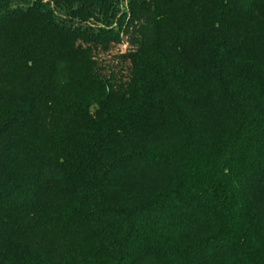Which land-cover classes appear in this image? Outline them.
<instances>
[{"label": "trees", "instance_id": "trees-1", "mask_svg": "<svg viewBox=\"0 0 264 264\" xmlns=\"http://www.w3.org/2000/svg\"><path fill=\"white\" fill-rule=\"evenodd\" d=\"M0 264H264V0H0Z\"/></svg>", "mask_w": 264, "mask_h": 264}, {"label": "rangeland", "instance_id": "rangeland-1", "mask_svg": "<svg viewBox=\"0 0 264 264\" xmlns=\"http://www.w3.org/2000/svg\"><path fill=\"white\" fill-rule=\"evenodd\" d=\"M123 50H125V46H123V45L121 47L120 46L113 47L110 52L101 53L100 54V60L104 64L115 65L116 60H115L114 56L117 55L118 53L122 52Z\"/></svg>", "mask_w": 264, "mask_h": 264}]
</instances>
